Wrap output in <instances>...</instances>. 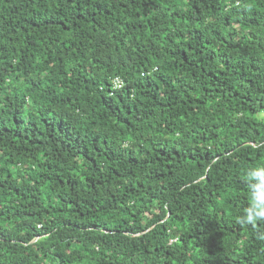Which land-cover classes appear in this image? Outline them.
I'll list each match as a JSON object with an SVG mask.
<instances>
[{"label": "trees", "instance_id": "1", "mask_svg": "<svg viewBox=\"0 0 264 264\" xmlns=\"http://www.w3.org/2000/svg\"><path fill=\"white\" fill-rule=\"evenodd\" d=\"M263 112L264 0H0V264H264Z\"/></svg>", "mask_w": 264, "mask_h": 264}, {"label": "built area", "instance_id": "2", "mask_svg": "<svg viewBox=\"0 0 264 264\" xmlns=\"http://www.w3.org/2000/svg\"><path fill=\"white\" fill-rule=\"evenodd\" d=\"M121 86V79L118 77H115L114 79V87H120Z\"/></svg>", "mask_w": 264, "mask_h": 264}, {"label": "rangeland", "instance_id": "3", "mask_svg": "<svg viewBox=\"0 0 264 264\" xmlns=\"http://www.w3.org/2000/svg\"><path fill=\"white\" fill-rule=\"evenodd\" d=\"M261 115H264V112H263V113H261Z\"/></svg>", "mask_w": 264, "mask_h": 264}, {"label": "clouds", "instance_id": "4", "mask_svg": "<svg viewBox=\"0 0 264 264\" xmlns=\"http://www.w3.org/2000/svg\"><path fill=\"white\" fill-rule=\"evenodd\" d=\"M115 79V78H114ZM114 79H113V84H114Z\"/></svg>", "mask_w": 264, "mask_h": 264}]
</instances>
